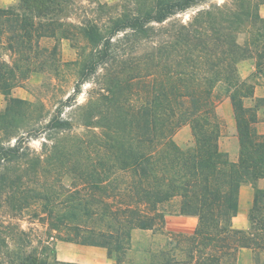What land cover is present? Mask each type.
<instances>
[{
    "label": "trees",
    "instance_id": "16d2710c",
    "mask_svg": "<svg viewBox=\"0 0 264 264\" xmlns=\"http://www.w3.org/2000/svg\"><path fill=\"white\" fill-rule=\"evenodd\" d=\"M196 1L153 0L103 28L81 26L89 50L77 61L78 81L63 106L75 108L67 117L56 109L46 124L28 126V136L14 134L13 114L29 103L9 91L22 72L33 70L39 42L50 36L46 31L66 0L0 7V54L14 55L11 65L0 63V91L8 96L0 113L8 138L0 141V191L11 192L18 211L39 208L52 231L48 240L103 247L113 264H235L241 248L251 250L254 264H264V188L254 189L247 226L232 225L240 186L264 178V129L257 127L264 123L258 117L264 94L244 104L264 84L261 1L215 2L155 33L152 23L162 24ZM245 60H252L253 70L243 77L239 65ZM18 61L26 67L15 75ZM89 76L95 86L76 104ZM223 98L236 123L235 160L219 148L223 124L216 107ZM184 125L193 140L181 148L174 135ZM78 126L80 135L73 132ZM31 138L42 139L38 150ZM10 164L17 171L14 188L4 172ZM64 175L71 184L63 191ZM169 215L196 216L197 224L190 233L167 230ZM135 229L160 236L140 249L137 262L129 256ZM19 233L25 241V232ZM50 250H18L10 263L81 264L58 260L53 245Z\"/></svg>",
    "mask_w": 264,
    "mask_h": 264
},
{
    "label": "rangeland",
    "instance_id": "374dc122",
    "mask_svg": "<svg viewBox=\"0 0 264 264\" xmlns=\"http://www.w3.org/2000/svg\"><path fill=\"white\" fill-rule=\"evenodd\" d=\"M153 0H66L65 10L57 16L53 17L51 29L46 33L50 36L43 37L37 47V55L33 58V70L22 72L21 77L16 78L18 84L9 91V96L26 100L29 104L26 108L14 112L13 131L14 134L24 133L29 130L31 124H46L48 117L55 112L56 109L62 110V116L67 117L75 108L63 107L68 101L66 98L73 93L78 81V64L81 56L89 50L88 43L80 33V27L88 22L97 23L99 27H104L110 20H113L119 14L134 13L137 8H147ZM223 0H197L185 10L175 13L167 18L162 24L152 23L155 27L156 34H162L174 25L187 22L191 16L201 9H207L215 2L220 3ZM259 13L264 17V0H260ZM19 0H0V7H16ZM118 34V36H120ZM14 55L4 50L0 54V63L7 62L11 65ZM17 65L20 69L15 70V75L19 70H24L26 64L24 61H18ZM239 71L243 77L247 76L252 70V60H245L240 63ZM93 85V77L89 76L87 81L80 87L81 92L77 95L76 104H82L85 100V92ZM264 94V84L255 86L252 98L245 99L246 106L253 105L255 98ZM72 97V96H71ZM6 98L0 91V113L6 106ZM216 112L222 120V132L219 138V148L228 152L229 158L236 159L238 151V139L236 131V123L234 119L232 105L228 98H223L216 107ZM258 117L264 121V112L259 111ZM258 129H264V123L258 122ZM75 134H82L84 129L81 127L74 128ZM31 134V133H29ZM29 134L24 133L25 136ZM6 138L0 130V141L6 142ZM40 140L31 138L29 145L38 150L40 148ZM175 142L185 148L192 143V132L189 125L182 126L174 135ZM13 141V138H11ZM12 180V188L16 182L14 174L17 173L13 164L9 165L8 170H4ZM264 180V179H263ZM257 181V180H256ZM256 181L253 183H244L248 186L253 185L254 189ZM70 178L67 175L62 177L60 184L64 187V191L70 188ZM9 184V183H8ZM59 185V184H58ZM60 186V185H59ZM252 188L249 187V191ZM243 191V198L238 199V211L236 222L246 220V213L251 205V201L247 200L248 194L252 191ZM11 192L8 189L0 191V264H11L10 261L17 254L18 250L31 252L33 250L40 251L44 247V254L50 255V247L54 246V255L58 260L71 261L81 264H105L106 259L114 263L113 258L107 249L99 246L81 245L75 242L65 240H48V236L52 233L47 223L42 219V214L36 206H30L25 210L18 211L11 206L9 197ZM247 222V221H246ZM25 232L24 245L19 231ZM160 237L158 233L151 230L135 229L131 234L132 250L129 256L137 262L142 258L143 253L140 250L146 246L152 239ZM236 263V262H235ZM241 264H254L253 255L250 250V258Z\"/></svg>",
    "mask_w": 264,
    "mask_h": 264
},
{
    "label": "crops",
    "instance_id": "0c3cea01",
    "mask_svg": "<svg viewBox=\"0 0 264 264\" xmlns=\"http://www.w3.org/2000/svg\"><path fill=\"white\" fill-rule=\"evenodd\" d=\"M264 178L258 179L256 181V186L259 188H264ZM249 187L252 188L251 194H248L247 200L252 202L254 186L250 184V186L246 184H242L239 188V199L243 198V191H249ZM249 191V193H250ZM239 213V211H238ZM237 213V214H238ZM238 215H235L232 219V225L236 228H245L247 226L246 220H241V222H236V218ZM197 224L196 216L192 215H169L166 217L164 227L167 230L182 232V233H190L193 231ZM250 258V249L241 248L237 253V259L235 264H241L244 259L248 260ZM105 264H111V260L109 258L106 259Z\"/></svg>",
    "mask_w": 264,
    "mask_h": 264
}]
</instances>
